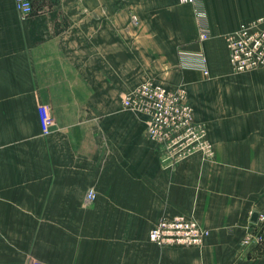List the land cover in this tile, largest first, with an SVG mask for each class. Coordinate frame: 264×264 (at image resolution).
Masks as SVG:
<instances>
[{
    "label": "crops",
    "instance_id": "1",
    "mask_svg": "<svg viewBox=\"0 0 264 264\" xmlns=\"http://www.w3.org/2000/svg\"><path fill=\"white\" fill-rule=\"evenodd\" d=\"M176 2L32 0L24 15L0 0V264H264V67L234 73L216 31L210 76L180 67L177 51L201 46ZM149 79L186 86L207 150L173 162L124 106ZM177 214L209 229L201 246L149 240Z\"/></svg>",
    "mask_w": 264,
    "mask_h": 264
},
{
    "label": "built area",
    "instance_id": "2",
    "mask_svg": "<svg viewBox=\"0 0 264 264\" xmlns=\"http://www.w3.org/2000/svg\"><path fill=\"white\" fill-rule=\"evenodd\" d=\"M184 3L196 4L197 0H180ZM17 10L30 15L33 12L32 0H15ZM198 11V16L200 11ZM196 11V12H197ZM137 22V17L133 16ZM200 38L209 37L208 29L202 23ZM231 62L238 71L254 68L264 64V15L255 20L242 23L230 36ZM200 53V52H199ZM196 56L195 65L209 73L206 59L201 54ZM154 81H144L135 90L123 97L125 107L148 113V132L162 144L168 157L176 162L200 149H208L209 143L205 133L199 132L192 125L193 115L190 107L180 105L178 93ZM182 111L176 115V109ZM208 143V144H207ZM167 157V158H168ZM167 159H165L166 161ZM87 198H95V192L90 190ZM263 218V216H262ZM208 231L203 229L192 217L177 214L172 217H162L149 231V240L162 247L170 245H198L203 243ZM33 264H48L44 261H35Z\"/></svg>",
    "mask_w": 264,
    "mask_h": 264
},
{
    "label": "rangeland",
    "instance_id": "3",
    "mask_svg": "<svg viewBox=\"0 0 264 264\" xmlns=\"http://www.w3.org/2000/svg\"><path fill=\"white\" fill-rule=\"evenodd\" d=\"M143 1H144L143 5H152V0H143ZM197 1L198 2L196 4L192 3L190 5L192 6L194 17H195L197 28H198V39H197V42L199 43L201 48L198 49L197 51H188V50H185L184 48H180L177 51L180 67H182V68L183 67H185V68L186 67L187 68L188 67H193V68H197V69H200L201 71H203L201 68H199V67H197L195 65L196 56L193 57L195 54L196 55H200L201 54L203 57H205L206 66H207V68L209 70L208 57H207V54H206V51H205V45L211 39V37L213 36V33L215 31L218 32V33H221L222 35H220V36H222V38H224L225 45H226V47L228 49V52H229L230 65H231L232 71L234 73H236V74L245 73V72H249V71L255 70L257 68H260V67H264V64H262V65H258L256 67H254V68L253 67L252 68H248V69H246L244 71H238L236 69L235 65L231 62V56H230V48H231V46H230V36H231V34L234 33L240 27V25L242 23H245V22H248V21H251V20H255L258 17H261V16L264 15V3H263V1H262V4H260L258 2L261 1V0H256V4L254 5L255 8L254 9L250 8L248 10H243V8H240L237 5H205V0H204V2H202L201 0H197ZM179 2L180 3H184V2H181L180 0H179ZM179 2H176V3L178 4ZM222 6H224V7L222 8ZM197 10L200 11V15L199 16H198V11ZM248 11L251 12V13H254L253 15L255 17L252 16V18H250V19H245L246 17H242V16H241L242 18H236V17H239L241 13L243 14V13L248 12ZM217 22H219L220 25H215V23H217ZM226 22H229V23H226ZM202 23H204L206 25L207 29H208L209 37L207 39H201L200 36H199L200 35V29L203 27ZM205 75L209 77L210 76V71H209L208 74H205ZM149 80L157 82V83H160V82L152 80V79H149ZM145 81H148V80H145ZM160 84L165 86L166 88L174 90V91L183 90L181 92H177L178 93V102H179V104L190 107L192 115H193L192 125L196 128L197 131H199V132L200 131L201 132L204 131L205 135L207 136L208 135L207 123L195 121L194 108L190 104V102L188 101V90H187L186 86L184 84H179V85H176V86H168V85H165V84H162V83H160ZM140 112H143V111H140ZM144 113H146V112H144ZM181 113H182V111L177 108L175 114L176 115H181ZM146 114H148V113H146ZM207 141L209 143V144L208 143L207 144L210 145V140H209L208 137H207ZM183 215H186V214H183ZM186 216L192 217L190 215H186ZM163 217H166V216H163ZM192 218L195 219L194 217H192ZM261 219H263L262 216H261ZM199 225L203 229L207 230L208 234H209V229L208 228L202 226L200 223H199ZM207 235L205 236V238L207 237ZM49 237H51V235H49ZM204 241H205V239H204ZM204 241H203V243H204ZM203 243L198 244V245H190V246H201ZM33 244H34V246H36L38 244L42 245L43 243L34 242ZM51 245H55V244L49 243L47 245V249H48L49 253L53 254L56 251H51L48 248ZM180 246H182V245H180ZM183 246H186V245H183ZM43 248H46V246L44 245ZM64 260H65V258H59L58 259L56 256H54V257L51 256V257H48L47 261H49V262H51L53 264H63ZM35 261H42V260L40 258H38V257H32L31 259H27L24 264H33ZM67 261L70 264V259L69 258H67ZM49 262H47V263L51 264Z\"/></svg>",
    "mask_w": 264,
    "mask_h": 264
},
{
    "label": "water",
    "instance_id": "4",
    "mask_svg": "<svg viewBox=\"0 0 264 264\" xmlns=\"http://www.w3.org/2000/svg\"><path fill=\"white\" fill-rule=\"evenodd\" d=\"M256 217H257V214L255 213V214H254V218H256Z\"/></svg>",
    "mask_w": 264,
    "mask_h": 264
}]
</instances>
